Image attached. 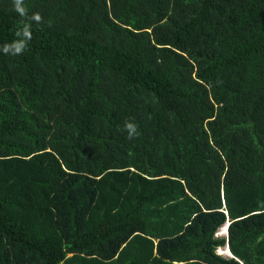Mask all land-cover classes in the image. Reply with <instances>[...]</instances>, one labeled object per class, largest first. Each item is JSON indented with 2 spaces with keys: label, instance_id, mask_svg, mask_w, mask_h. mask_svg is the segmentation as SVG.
Returning a JSON list of instances; mask_svg holds the SVG:
<instances>
[{
  "label": "trees",
  "instance_id": "16d2710c",
  "mask_svg": "<svg viewBox=\"0 0 264 264\" xmlns=\"http://www.w3.org/2000/svg\"><path fill=\"white\" fill-rule=\"evenodd\" d=\"M24 5L43 22L0 51V264H264V0ZM21 19L0 0V46Z\"/></svg>",
  "mask_w": 264,
  "mask_h": 264
},
{
  "label": "clouds",
  "instance_id": "9594fccd",
  "mask_svg": "<svg viewBox=\"0 0 264 264\" xmlns=\"http://www.w3.org/2000/svg\"><path fill=\"white\" fill-rule=\"evenodd\" d=\"M12 10L16 12L22 19L20 26L15 31V37L10 43H5L0 46V51L6 55H22L28 48L31 41V24L35 22L40 24L43 22L42 16L36 12L31 15L28 14V8L24 5V0H12ZM128 138L131 139L137 135V125L133 122L126 121L124 125ZM228 226V221L225 222Z\"/></svg>",
  "mask_w": 264,
  "mask_h": 264
},
{
  "label": "rangeland",
  "instance_id": "374dc122",
  "mask_svg": "<svg viewBox=\"0 0 264 264\" xmlns=\"http://www.w3.org/2000/svg\"><path fill=\"white\" fill-rule=\"evenodd\" d=\"M216 236H227V225L224 223L221 226H219L216 230L215 233ZM227 245L220 247L216 250V252L220 255L223 254V256H230V251L229 249L226 247ZM221 249L222 254L219 252V250Z\"/></svg>",
  "mask_w": 264,
  "mask_h": 264
},
{
  "label": "bare ground",
  "instance_id": "6f19581e",
  "mask_svg": "<svg viewBox=\"0 0 264 264\" xmlns=\"http://www.w3.org/2000/svg\"><path fill=\"white\" fill-rule=\"evenodd\" d=\"M220 248V247H219ZM219 252L222 254V251H221V249L219 250ZM223 255V254H222Z\"/></svg>",
  "mask_w": 264,
  "mask_h": 264
},
{
  "label": "crops",
  "instance_id": "0c3cea01",
  "mask_svg": "<svg viewBox=\"0 0 264 264\" xmlns=\"http://www.w3.org/2000/svg\"><path fill=\"white\" fill-rule=\"evenodd\" d=\"M227 224V223H226ZM227 247V246H226ZM228 248V247H227ZM232 254L230 253V256H231Z\"/></svg>",
  "mask_w": 264,
  "mask_h": 264
},
{
  "label": "water",
  "instance_id": "95a60500",
  "mask_svg": "<svg viewBox=\"0 0 264 264\" xmlns=\"http://www.w3.org/2000/svg\"><path fill=\"white\" fill-rule=\"evenodd\" d=\"M226 224V223H225Z\"/></svg>",
  "mask_w": 264,
  "mask_h": 264
}]
</instances>
